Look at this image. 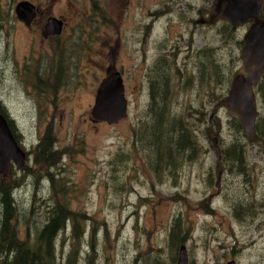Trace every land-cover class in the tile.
<instances>
[{
  "label": "rangeland",
  "instance_id": "1",
  "mask_svg": "<svg viewBox=\"0 0 264 264\" xmlns=\"http://www.w3.org/2000/svg\"><path fill=\"white\" fill-rule=\"evenodd\" d=\"M22 1L64 19L57 36L63 53H39L57 43H43L16 23L13 11ZM214 1L0 0V107L26 154L24 166L11 161L0 181L18 183L21 238H32L54 205L48 171L68 208L85 216L79 240L71 221L59 234L58 263L87 264L91 254L93 264H176L183 245L188 264H264V135L248 139L227 104L232 78L244 73L237 45L243 32L220 21L196 28L186 22L204 18ZM95 5L106 19L96 18ZM33 40L36 53L27 61ZM156 69L167 79L169 119L182 122L188 142H195L169 161L166 148L157 159L141 134L151 124V86L161 84ZM111 71L123 79L128 117L94 123L95 93ZM46 78L48 96L33 89ZM257 95L264 122V94ZM46 136L60 153L47 171L34 163ZM236 144L243 157L232 166L225 153Z\"/></svg>",
  "mask_w": 264,
  "mask_h": 264
},
{
  "label": "trees",
  "instance_id": "2",
  "mask_svg": "<svg viewBox=\"0 0 264 264\" xmlns=\"http://www.w3.org/2000/svg\"><path fill=\"white\" fill-rule=\"evenodd\" d=\"M155 71L158 72L157 75L161 84L156 85L154 83L151 86V124L148 127L144 126L141 134L143 133V140L147 138L150 140L149 145L155 149L157 159L161 158L159 149L166 148L168 156H163V160L169 161L170 156L175 153L184 155L189 151L190 146L195 145V142L192 139L188 142L183 130L185 126L182 122L169 119L164 105L167 79L163 77V70L156 69ZM168 121L170 122L167 125ZM9 127L14 134V127L10 121ZM239 129L242 130L240 125ZM239 147L240 145L236 144L225 153L226 161L232 166H236L242 161L243 154L241 147ZM54 148V140L49 136L41 139L35 151L34 163L37 166L43 165L46 171L54 168V160L58 159L60 162V153ZM46 173V177L49 178L48 181L51 184L54 205L49 211L44 224L37 228L32 238L29 233H26L24 239L19 236V212L13 195V192L18 188L17 181L11 178L0 181V264H61L57 260L56 240L59 234L65 230L68 221L72 222L73 235L76 240H79L81 232L79 231L78 222L84 219L85 216L68 208L62 198L64 196L61 190L62 187L60 185L56 187L54 177L48 171ZM178 231L179 226L175 225L172 230V242L177 240ZM185 239L186 237H182L179 243L183 244ZM92 252H94L93 246L91 247ZM90 256L91 254L88 256L87 264H93V257L90 258ZM67 264H70V262Z\"/></svg>",
  "mask_w": 264,
  "mask_h": 264
},
{
  "label": "water",
  "instance_id": "3",
  "mask_svg": "<svg viewBox=\"0 0 264 264\" xmlns=\"http://www.w3.org/2000/svg\"><path fill=\"white\" fill-rule=\"evenodd\" d=\"M34 6L22 1L15 6L19 20L26 24L33 18ZM264 0H216L208 23L214 24L223 19L232 25L252 23L242 40L241 59L245 72L234 76L228 92L227 103L230 110L238 114L244 134L254 138L256 102L252 92L264 73ZM63 23L55 18L48 20L46 34L58 36ZM94 123L116 125L128 117V101L121 74L117 71L106 73L95 93L94 105L90 113ZM26 159L25 152L19 147L7 119L0 109V174L6 176L12 161L17 168H22ZM176 264H188L187 252L180 247ZM226 264H235L230 261Z\"/></svg>",
  "mask_w": 264,
  "mask_h": 264
},
{
  "label": "flooded vegetation",
  "instance_id": "4",
  "mask_svg": "<svg viewBox=\"0 0 264 264\" xmlns=\"http://www.w3.org/2000/svg\"><path fill=\"white\" fill-rule=\"evenodd\" d=\"M26 2H29L30 4H32L34 6V8H35L34 11H33V14H32L33 18L29 22V24H26L23 21L18 20V18L16 16V13H15V8H14L13 14H14V17L16 18V20H17L16 23L18 25L22 26L21 28H24V29L30 31L31 33H34L37 38L42 36L43 37V39H42L43 43L44 42L50 43L52 41L57 43L56 49H54V50H42L41 52L39 51V53H54L55 55L57 53H63V51L61 50L60 41H59V39L57 40L58 37L57 36H50V35L46 34V25H47V22H48L49 19L55 18V19H57V20H59V21H61L63 23V27H62V32H63V30H64V28L66 26V22L64 21V19L62 17H53L51 15V10H50L49 7H43V6H41L40 4H38L36 2L35 3H32L30 1H26ZM215 2H216V0L214 1V3ZM214 3L211 2L210 6H209V9H207V14L204 15V18H200L199 20H196V21L194 19H188L186 21L187 24H190L193 28H196L198 25L199 26L211 27V25H213V24L208 23V20H209L210 15L212 14ZM189 8H191L190 5H188V7H186V8L183 7V9H184V13H183L184 17L183 18L184 19H186V16L188 15L187 14V10ZM106 12H107V10H106ZM95 13H97L96 14V18L98 20L100 18H102V17L104 19H106V17L103 16V13H105V9H103V8L98 9V7L96 6V12ZM199 13H201L200 10L196 11V14H199ZM261 19L264 20V11L261 13ZM219 21L223 22V25L225 24L224 28L228 27L232 31H236V30L239 29V30H241L243 32L242 39L237 40V45H238V47L240 49V53H241L242 46H243V44H242L243 37L245 36V34L250 29V26H251L252 23H246L244 25H232V24H229L227 21H225L223 19H219V20H217L214 23V25L217 24ZM42 42H40L39 44H41ZM33 43H34V40L32 41V43L28 44L29 48H28L27 54L23 56V59H25L27 61H30L32 59L33 53H36ZM56 58H59V56H57ZM41 68L42 69H46V70L48 68V62H47V58L46 57L44 58V62L41 61ZM238 74H241V73H238ZM243 75H245V72L243 73ZM263 79H264V73L261 75V78H260V81L258 82V84L257 85H253V87H252V92L254 94L255 102H256V117H255V123H254V136L255 135H264V122L259 118V113H258V110H257V97H258V95L256 96V93H258L260 96H263L262 94H264L263 87L260 86V84H261ZM46 80H47V78L43 80L44 81L43 88H42V85L41 86H37V87L34 85L33 89L39 94L43 93L46 96H48V93L46 92L45 89H46V86L49 84V79L47 81ZM58 82H59V80L57 79L56 83H58ZM231 82H232V80H231ZM231 82H230V86H231ZM230 86H229V89H230ZM257 90H258V92H257ZM262 90H263V92H262ZM255 91H256V93H255ZM239 120H240V118H239ZM240 123H241V121H240Z\"/></svg>",
  "mask_w": 264,
  "mask_h": 264
}]
</instances>
